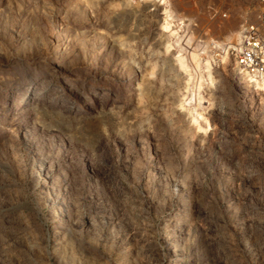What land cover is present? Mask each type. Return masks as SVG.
<instances>
[{
	"label": "rangeland",
	"instance_id": "1",
	"mask_svg": "<svg viewBox=\"0 0 264 264\" xmlns=\"http://www.w3.org/2000/svg\"><path fill=\"white\" fill-rule=\"evenodd\" d=\"M150 1L0 0V264H264L260 0Z\"/></svg>",
	"mask_w": 264,
	"mask_h": 264
},
{
	"label": "built area",
	"instance_id": "2",
	"mask_svg": "<svg viewBox=\"0 0 264 264\" xmlns=\"http://www.w3.org/2000/svg\"><path fill=\"white\" fill-rule=\"evenodd\" d=\"M150 2L156 4L154 1ZM223 15L227 17L226 13ZM263 27L264 0H260V10L257 14V19L243 26V47L236 55V62L239 69L252 76L264 75Z\"/></svg>",
	"mask_w": 264,
	"mask_h": 264
},
{
	"label": "bare ground",
	"instance_id": "3",
	"mask_svg": "<svg viewBox=\"0 0 264 264\" xmlns=\"http://www.w3.org/2000/svg\"><path fill=\"white\" fill-rule=\"evenodd\" d=\"M152 1H155V0H152ZM160 1L162 2L163 5H166V9H167L165 11V13H166V20L167 21L173 20L174 19V16H173V11H172V8H171L170 0H160ZM232 39H234V41H235L234 46H232L233 43L231 44L229 42ZM227 40H228V42H225V44H224L225 46L222 48L224 55H227L231 49H233V50H235L237 52L241 51L242 50V47H243V29L242 30L241 29L238 30L234 35L228 37ZM191 41H192V36L188 37V35H184L183 37H180L178 39V43L179 44L183 43L184 44L183 45L184 48H186V46H188ZM243 74H244V77L246 79H248V80L256 83L259 86H264V75H261V76H252V75H249V74L244 73V72H243Z\"/></svg>",
	"mask_w": 264,
	"mask_h": 264
}]
</instances>
